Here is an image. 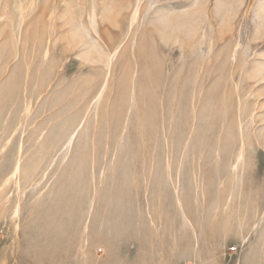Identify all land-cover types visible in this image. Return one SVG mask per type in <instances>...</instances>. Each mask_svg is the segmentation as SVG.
I'll list each match as a JSON object with an SVG mask.
<instances>
[{
    "label": "rangeland",
    "instance_id": "1",
    "mask_svg": "<svg viewBox=\"0 0 264 264\" xmlns=\"http://www.w3.org/2000/svg\"><path fill=\"white\" fill-rule=\"evenodd\" d=\"M114 1L120 13L99 18L100 37L89 0L68 3L84 25L69 44L49 20L63 0H37L19 33L16 0H0V264H147L156 250L187 264L193 253L199 264H264V79L249 76L264 51V34L252 35L259 0L230 3L225 28L208 1V55L205 44L162 43L149 24L187 0H142L128 36L136 0ZM239 97L247 137L235 175Z\"/></svg>",
    "mask_w": 264,
    "mask_h": 264
},
{
    "label": "bare ground",
    "instance_id": "2",
    "mask_svg": "<svg viewBox=\"0 0 264 264\" xmlns=\"http://www.w3.org/2000/svg\"><path fill=\"white\" fill-rule=\"evenodd\" d=\"M8 0H6L7 3ZM48 1V0H47ZM65 3H72V2H80L82 0H63ZM102 5L98 9L96 6L97 0H89L91 3L89 12H88V28L96 33L100 37V23L99 18L103 21L112 20L115 16H118L120 13V5H116L114 0H100ZM142 0H136L135 6L132 8V11L129 15V24L127 29L128 36L129 33L132 31V28L139 23L140 18V2ZM209 0H187V4L179 9H164L159 12H155V16L150 18L149 24L153 27V32L156 34L158 39L164 44H187L193 45L197 43L199 48L203 44L206 45L207 50L205 51V55H208L212 49V37L210 34V22H209V11L207 7V3ZM242 0H215V8L216 13L220 17L222 26L221 28L228 27L230 19V13H232L235 9L233 8L230 3H241ZM5 2V1H4ZM16 11H17V26L15 30L20 32L21 25L25 19L27 10L32 9V7L37 3V0H16ZM25 3L26 5H24ZM46 3V0H45ZM122 3V1H121ZM148 9L151 8L152 3L155 1H149ZM257 3V8L255 10V20H254V30H253V39L259 37L260 35L264 34V0H259ZM68 4V7L62 9L61 11L57 9V7H53L50 11V23H54L55 21L59 20L60 24L59 27L65 28V38L69 42V44H78L81 41L83 35L84 25L80 20H76L77 17H81V11L77 12L73 10L71 5ZM12 14V13H11ZM116 19V18H115ZM58 21V22H59ZM57 22V23H58ZM115 22V21H114ZM116 23V22H115ZM51 26V25H50ZM54 26V24H52ZM46 27V26H45ZM58 28V26H57ZM16 33V32H15ZM16 35V34H15ZM63 35V34H62ZM18 39V35H16ZM124 40H121L117 44H113L112 48L108 47L107 50V61L110 62L113 60L115 55L120 50ZM80 43V42H79ZM182 46V45H181ZM239 44L236 45L235 48H232L229 51V57L233 62L236 61L238 56ZM92 50V49H91ZM91 50H85L81 54L82 58H87L92 52ZM242 54V53H241ZM261 59H258L254 62V65L251 67L249 76L254 78H261L264 79V51L260 54ZM244 63V62H243ZM237 85V84H236ZM107 86V85H106ZM235 88H238L237 86ZM238 91V89H237ZM102 91L97 95L96 101L100 99ZM247 111V106L245 104L242 105L241 97L238 98V118H239V126H240V147L234 154V159L230 163V172L234 174L237 173L238 169L242 166L244 162V155H245V139L247 136L243 133V128L241 124V115H245ZM252 121H254V116L252 113H249L248 117V125L251 126ZM253 124V123H252ZM77 128L70 131L68 136L65 139L64 147L68 148L76 134ZM79 131V130H78ZM256 134V133H255ZM256 139L259 143L264 144V127L257 131L255 135ZM18 166V164H17ZM241 169V168H240ZM236 175V174H235ZM197 241H199L195 237V242L193 246V252L197 247ZM199 246V245H198ZM194 255V264H199V258L193 253ZM201 259V257H200Z\"/></svg>",
    "mask_w": 264,
    "mask_h": 264
},
{
    "label": "crops",
    "instance_id": "3",
    "mask_svg": "<svg viewBox=\"0 0 264 264\" xmlns=\"http://www.w3.org/2000/svg\"><path fill=\"white\" fill-rule=\"evenodd\" d=\"M154 251H151V253ZM149 253V251H148ZM155 253L157 254L156 256H152L154 258V260H149V256H148V261L147 264H181L182 261H180L177 258H166L164 256V252L162 251V253H160L159 250H156Z\"/></svg>",
    "mask_w": 264,
    "mask_h": 264
},
{
    "label": "built area",
    "instance_id": "4",
    "mask_svg": "<svg viewBox=\"0 0 264 264\" xmlns=\"http://www.w3.org/2000/svg\"><path fill=\"white\" fill-rule=\"evenodd\" d=\"M99 252H102V249H99ZM182 264H187V263H182Z\"/></svg>",
    "mask_w": 264,
    "mask_h": 264
}]
</instances>
